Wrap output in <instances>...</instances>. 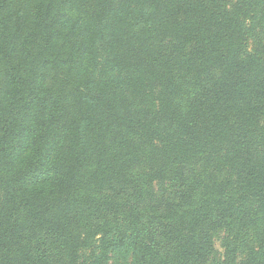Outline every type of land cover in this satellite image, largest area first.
I'll return each instance as SVG.
<instances>
[{"label": "trees", "instance_id": "1", "mask_svg": "<svg viewBox=\"0 0 264 264\" xmlns=\"http://www.w3.org/2000/svg\"><path fill=\"white\" fill-rule=\"evenodd\" d=\"M0 264H264V0H0Z\"/></svg>", "mask_w": 264, "mask_h": 264}]
</instances>
